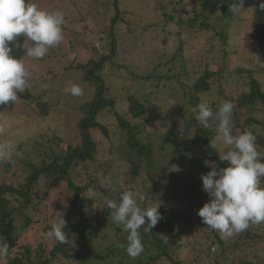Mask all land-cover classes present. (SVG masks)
Wrapping results in <instances>:
<instances>
[{"label":"trees","instance_id":"16d2710c","mask_svg":"<svg viewBox=\"0 0 264 264\" xmlns=\"http://www.w3.org/2000/svg\"><path fill=\"white\" fill-rule=\"evenodd\" d=\"M38 1L34 0L36 3ZM67 1L69 8L76 9L79 3L86 4L94 0ZM182 2L184 0H157L160 8L172 6L173 11L177 14L180 13L178 6ZM261 2H264V0H243L242 5L239 4V0H191L193 6L190 13L193 19L183 22L179 16L175 21L174 17L171 16L170 22L178 21L176 25L182 30H188L189 35L192 37L200 36L203 39L205 38L204 46L208 56L200 61V67L196 68V66L191 65L190 59H186L183 54V48H180L170 60L161 62L155 71L152 69L145 75L131 73L134 80L146 82L151 80L172 81L179 87L183 101L173 110L163 111L162 115H158V119L162 122L170 120L169 126L173 127L174 130H178L177 132L182 139L172 153V158H175V161L171 162L170 159L167 164H161L160 167L155 163L154 144L138 136L140 124L133 122L143 116L145 106L139 103L131 94H128L129 119L126 118V115L115 111L116 101L106 96L107 89L103 87L105 83L99 74L107 67H113L116 64L112 59L116 54L117 42V34L113 32L115 18H113L110 26V36L103 41L102 37H99V45L96 43V46H94V43L88 40V34L78 36L73 32V38L69 39L70 45H75L72 40L80 38L78 42L83 43L84 46L74 50L78 55L79 52L83 53L88 59L85 62L79 60L76 64L68 63L67 69H64V71L76 70L81 72L83 79L87 83L95 85L96 93L91 101L86 102L79 108L80 117L75 124L76 135L80 139L79 145L68 146L65 153L59 151L56 155L55 152H52V155H49L52 158L50 162L28 163V165L23 166V160H16L15 166L21 168V176L18 179L20 182L17 185L13 183L0 184V237L6 242L5 236L7 234L11 236L10 244L7 243L9 246V255L6 259L8 264H59L56 261L58 256H62L66 260L63 264H69L68 262L71 259H81L83 264H159L163 261H168L170 264H182L176 259L177 255L172 257V254L179 252L181 248H191V251L196 252L195 248L190 246V243L188 244V240H185L184 243H180L179 239L167 241V239L177 235L175 224L181 218L187 220L186 226L193 224V221H195L204 229L202 246L205 247L204 256L209 262L220 264L221 260L222 264H259L253 258H249L244 251L264 242L263 223L251 225L246 231L233 234L230 237H222L218 231L204 225L201 218L197 215L198 210L210 199L202 191L200 177L211 171L208 166L211 163H215L218 169L226 167L227 164L219 160V156L222 153L219 148L217 149L212 144L215 136V125L213 124L210 128H204L197 121L196 116L198 113L193 111V109L198 104L204 103V96H210L212 93L215 94V99L218 101H220V94L226 97L224 93L218 92V89L222 78L228 76L224 75L223 60L227 55L224 47L230 33L222 31L217 21H225V26L227 24L229 27V22L235 19L237 11L240 10L238 8L236 12L229 11L231 4H237L241 9L249 7L247 9L250 12L249 36L255 42L260 53V61L264 64V10L258 7ZM112 6V9L117 12V0H114ZM63 31L69 34L71 32L66 27ZM92 39L96 40L94 37ZM26 41L25 37L17 38V43L23 47L13 49V55L16 58H26L25 47L31 44L30 41L29 43ZM106 47L110 50L111 56L101 54V51ZM72 48L74 47L72 46ZM90 55L93 58H89ZM42 59L50 60L54 65L61 64L57 62V59H61V57L58 58L56 55L47 54ZM216 59H219L221 63L215 62ZM230 75L233 77L245 76L246 79L243 80H245L248 89L239 93L235 96L236 98L232 95L231 97L227 95V100L234 105L232 132L237 131L240 134L245 131H251L256 136L258 151L264 155V118L253 117V114L258 111L259 113H264V110L260 108L264 107L262 86L252 78L247 70H236ZM48 79L43 80L44 84L50 82ZM213 102L210 101L207 104L212 108L213 112H216L217 105ZM9 106H0V115ZM39 107V111L33 109L35 110L34 112L38 113L39 117H46L52 109L48 102ZM105 111L114 112L113 116L116 124L121 130L126 131L127 138L124 146L128 148L127 152L129 155H133V158L123 161L127 163L123 169L126 171L119 176L121 180L116 185L110 176L111 170L108 166L103 172L104 178L110 179V184L101 183L99 179L94 177L87 178L83 183L75 185L68 176V170L85 164L87 161L93 162L95 159L96 143L92 133L97 132L104 135L105 138L109 137L107 128L100 122L99 118ZM242 117H244V120L241 123ZM251 126H254L253 130ZM150 133L149 135H151ZM165 141H168L167 137ZM53 142L61 143L59 139H53ZM190 144L191 147L203 151V158L208 162L207 166L204 165L203 160L196 159V156H191V149L188 147ZM14 162H6V164L12 166ZM261 162H264V160ZM170 169L172 174L167 177V186H171L172 196L166 195L162 199L157 198L155 193H152L154 191L152 185L162 186L166 180L161 174L169 172ZM42 177L47 178L46 183H43L46 191L44 195L40 196L41 193L33 189L35 186H39ZM180 180L182 183H178ZM62 185H64L65 193L69 192V194L63 204L55 205L64 212L65 231L68 233L67 242L61 244L56 241L55 244L51 245L48 243L49 239L44 241L45 238H42L38 245L34 247H30L27 244L19 245L16 232L26 231L31 225H35V218L38 214L39 216L42 215L43 202L47 203L49 201L42 200L50 197V193L55 192ZM89 187H93L109 199L117 201L120 194L124 191H135L145 197V200L141 203L142 208L154 206L156 202L165 200V204L158 208L161 219L151 229V232H145L143 228L139 230L144 246V251L140 256L131 258L127 255L124 248L117 246L118 243L127 244L128 233L123 231L121 225L112 221V210L106 206L102 196L91 197L90 199L87 191ZM94 202H96V206L101 204L104 208V212L99 217H96L97 219H92V216H86L87 213H92L91 215L95 213V209L91 206V203ZM181 208H185V211L179 214L178 212ZM50 228L49 226L45 230L40 231V234L41 232H47ZM183 238H187V236ZM233 249L236 250L237 255L242 254L240 259L230 260L229 255ZM11 252H13V255L9 257ZM89 259L90 261H88Z\"/></svg>","mask_w":264,"mask_h":264},{"label":"rangeland","instance_id":"374dc122","mask_svg":"<svg viewBox=\"0 0 264 264\" xmlns=\"http://www.w3.org/2000/svg\"><path fill=\"white\" fill-rule=\"evenodd\" d=\"M37 3L42 9L48 11H62L64 14L62 28L63 30L65 27L70 29L71 35L63 31L64 40L48 52V54L56 55L58 58L61 57V59H57V62L61 64L54 65L46 59H34L27 56L24 58L26 69L30 73L29 87L24 92L17 93L20 100L10 104L0 115V118L6 120L8 124L5 134L0 135V142L7 141L11 143L16 153L14 156L15 162L12 166H8L6 162H0V184L13 183L17 185L20 182L18 179L21 176V168L15 166L16 160H23V166L28 165V163L50 162L52 158L49 155H52V152H55L56 155L59 151L65 153L68 146L80 144L75 126L77 119L80 117L79 108L92 100L96 93V87L94 84L87 83L81 72L76 70L64 71V69H67L68 63L76 64L79 60L85 62L88 59L83 53L79 52L78 55L74 50L84 46L83 43L78 42L80 38L72 40L75 45H70L69 39L73 38V32L78 36L88 34V40L93 42L94 46H96V43L99 45V37H102L103 41L110 36L109 30L113 18L116 20L113 32L117 34V42L116 54L112 59L116 64L99 72L105 83L103 87L107 89L106 96L116 101L115 111L126 115L127 119L130 117L127 103L128 94H131L139 103L143 104L145 106L143 116L139 120L133 121L140 124L138 136L154 144L155 163L158 167L161 164H167L170 159L171 162H174L175 158H172V153L182 138L178 134V130H174L173 127L169 126L170 120H166V122L159 121L158 115H162L165 110H173L183 101L179 87L172 81L151 80L146 82L134 80L131 73L145 75L152 69L155 71L161 62L170 60L180 48H183V54L186 59H190L191 65L196 66V68L200 67V61L208 56L204 46L205 38L192 37L189 35L188 30H182L176 25L178 21L170 22L171 16L174 17L175 21L179 16L183 22L193 19L190 13L193 6L191 0H184L178 6L179 14L173 11L172 6L160 8L157 0H117V12L112 9L114 0H94L86 4L79 3L76 9L69 8L67 0H41ZM247 9L249 7L237 11L235 19L229 22V27L227 24L225 26V21H217L222 31L230 33L224 47V51L227 53L223 60L225 70L222 68L225 72L224 75L228 76L222 78L218 89V92L224 93L226 97L220 94V101L215 99L213 93L210 96L203 97L204 103L214 101L213 103L217 105V108L221 101L227 100V95L235 97L239 93L248 90L246 82L243 80L246 79L245 76L233 77L230 75L236 70L249 71L252 78L261 84L264 92V64L260 61V53L255 42L249 36L250 12ZM93 37L96 40L92 39ZM26 42L29 43L28 40ZM101 54L111 56V52L107 47L101 51ZM89 58H93V56L90 55ZM215 62L221 63L219 59H216ZM46 78H49L50 82L44 84L43 80ZM73 84L79 85L83 89V95L73 96L66 93L65 90ZM214 88L216 87L214 86ZM47 102L50 103L52 109L46 117H39L33 109L38 110L39 106L42 107V104ZM260 108L264 110V107ZM113 113L112 111H105L99 117L100 122L107 128L108 138L97 132L92 133L96 143L93 162L87 161L85 164L68 170V176L75 185L83 183L87 178L94 177L103 183L105 179L103 170L107 166L110 167V176L116 185L121 180L119 176L126 171L123 169L127 163L123 161L133 158V155H129L127 152L128 148L124 146L127 138L126 131L118 127ZM253 117L262 119L264 113L258 111L253 114ZM243 118L241 123L244 120ZM253 128L254 126H251L252 130ZM149 132H151V135H149ZM232 134H239V132H232ZM166 137L168 141H165ZM53 139H59L61 143L53 142ZM188 147L191 149V156L203 160L204 165L207 166L208 162L203 158V151L191 147V144ZM215 147L219 148L221 153L224 151V146L220 143H217ZM170 174H172L171 169L169 172L161 174L166 180L162 186L152 185L154 189L152 193H155L157 198L162 199L166 195L172 196L171 186H167V177ZM43 178L40 179L39 186L37 185L33 189L41 193L40 196L44 195L46 191L43 183H46L47 178H44V182ZM178 183H182V181L180 180ZM68 194L69 192L65 193L64 185H62L55 192L50 193V197L42 200H49L47 203L43 202L42 215L39 216L38 214L35 218V225H31L28 230L16 232L18 235L17 243L19 245L27 244L30 247L38 245V242L42 239V237H38L41 236L40 231L49 226L51 227L55 218L54 212H62L63 218H65L64 212L55 204H63ZM95 203H91L95 213L93 215H91L92 213L86 214L87 217L92 216V219H97L96 217L104 212L103 206L101 204L96 206ZM162 204H165V200L158 202L159 207L163 206ZM184 211L185 208H181L178 213ZM186 221L185 218L179 219L175 224L177 235L167 239V241L179 239L180 243H184L185 240H188V244L190 243V246L194 247L196 252L191 251V248H181L179 252H175L176 254L173 253L172 257L177 255L176 259L182 264H214L204 256L205 247L202 246L204 229L195 221H193V224L186 226ZM186 236L187 238H183ZM5 237L6 243L10 244L11 236L7 234ZM55 242L52 239L48 243L52 245ZM231 252L229 255L230 260L235 261L242 257V254H236L235 249ZM244 253L248 254L249 258H253L257 263L264 264V242L252 247V249H246ZM12 255L13 252L9 257ZM56 261L63 264L66 260L62 256H58ZM69 261V264H83L81 259H71ZM0 264H8V260L0 261ZM159 264H170V262L163 261ZM220 264H222L221 260Z\"/></svg>","mask_w":264,"mask_h":264},{"label":"clouds","instance_id":"9594fccd","mask_svg":"<svg viewBox=\"0 0 264 264\" xmlns=\"http://www.w3.org/2000/svg\"><path fill=\"white\" fill-rule=\"evenodd\" d=\"M239 4L242 5L243 0H239ZM258 7L264 10V2ZM238 8L241 9L237 4H231L229 11L236 12ZM63 24L62 11L42 9L34 0H0V106L19 101L17 93L29 87L30 73L24 59L13 55L14 48L23 47L17 43V38L25 37L31 42L25 47L27 57L42 59L64 40ZM65 91L73 96L83 95V89L76 84ZM233 108L231 101L223 100L216 112L207 103H200L193 109L204 128L215 125L213 145L220 143L224 146L219 160L227 166L218 169L215 163H211L208 165L211 171L200 177L202 191L210 199L197 212L203 224L218 231L222 237L264 223V162H261L264 155L258 151L256 136L251 131L232 134ZM7 127V121L0 118V135L5 134ZM15 155L11 143L0 142V162L12 163ZM104 183L110 184V179L106 178ZM87 191L90 199L103 197L106 206L112 210V221L128 233L127 244L118 243L117 246L124 248L131 258L140 256L144 246L139 230L143 228L145 232H151L159 222L158 203L142 208L145 197L132 190L121 193L118 201L109 199L93 187ZM54 213L50 230L41 232V237L64 244L68 238L66 221L62 212ZM8 255L9 246L0 237V261L6 260Z\"/></svg>","mask_w":264,"mask_h":264},{"label":"bare ground","instance_id":"6f19581e","mask_svg":"<svg viewBox=\"0 0 264 264\" xmlns=\"http://www.w3.org/2000/svg\"><path fill=\"white\" fill-rule=\"evenodd\" d=\"M224 58V57H223ZM106 264V263H105Z\"/></svg>","mask_w":264,"mask_h":264}]
</instances>
